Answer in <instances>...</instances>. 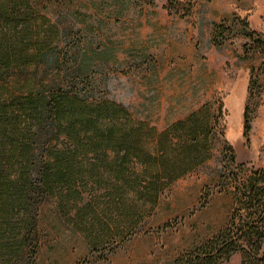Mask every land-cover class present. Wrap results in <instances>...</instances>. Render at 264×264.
Wrapping results in <instances>:
<instances>
[{"label":"rangeland","instance_id":"374dc122","mask_svg":"<svg viewBox=\"0 0 264 264\" xmlns=\"http://www.w3.org/2000/svg\"><path fill=\"white\" fill-rule=\"evenodd\" d=\"M196 1L201 2L193 10ZM251 1L255 19L234 13L264 39V0ZM205 2L191 0L188 13L178 16L172 9L168 13L166 0H18L26 30L14 29L11 15L0 18L1 57L34 58L40 65L12 68L0 79V92L61 80L123 103L157 129L201 107L200 115L212 126L209 156L164 187L152 207L147 200L137 201L134 228L118 234L106 230L98 250H89L76 222L93 212L100 221L115 220V210H103L111 178L97 186L85 182L58 199L44 197L38 227L48 241L38 264H165L225 222L233 177L243 178L264 164V53L238 24L231 25V12L216 20L206 17ZM218 23L226 29L214 43L212 25ZM39 44L46 54H16L34 52ZM245 108L247 137L242 135ZM100 255L104 258H96ZM238 259L235 252L220 264H239Z\"/></svg>","mask_w":264,"mask_h":264},{"label":"trees","instance_id":"16d2710c","mask_svg":"<svg viewBox=\"0 0 264 264\" xmlns=\"http://www.w3.org/2000/svg\"><path fill=\"white\" fill-rule=\"evenodd\" d=\"M166 3L168 13L172 9L183 16L191 0ZM7 15H11L14 29L26 30L18 0H0V18ZM229 15L231 25L238 24L252 46L264 53L263 34L252 29L245 18L234 12ZM215 24L211 40L217 43V35L226 27ZM16 54L40 56L46 54L45 45ZM38 61L0 54V79L12 68L35 70ZM202 108L157 129L123 103L86 94L61 80L13 94L0 92V264H38L40 249L48 241L38 227L41 200L78 191L85 182L97 186L111 178L105 186L109 200L103 210L108 207L116 213L111 223L100 221L95 212L76 222V228L85 232L89 250L103 247L108 229L118 234L134 228L137 201L147 200L152 207L164 187L209 156L212 126L200 115ZM249 119L245 108L244 137ZM226 148L232 159L230 145ZM232 182L225 222L165 264H220L235 252L239 264H264V164L243 178L234 176Z\"/></svg>","mask_w":264,"mask_h":264},{"label":"crops","instance_id":"0c3cea01","mask_svg":"<svg viewBox=\"0 0 264 264\" xmlns=\"http://www.w3.org/2000/svg\"><path fill=\"white\" fill-rule=\"evenodd\" d=\"M198 2L201 1H196L193 10L197 8ZM255 5L256 3L251 0H237L236 2L232 0H207L205 2V16L210 20H216L233 11L240 16L246 15L251 20L255 19V14H258V12L255 13L257 9Z\"/></svg>","mask_w":264,"mask_h":264}]
</instances>
